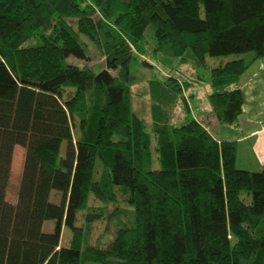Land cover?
<instances>
[{
  "label": "trees",
  "instance_id": "obj_1",
  "mask_svg": "<svg viewBox=\"0 0 264 264\" xmlns=\"http://www.w3.org/2000/svg\"><path fill=\"white\" fill-rule=\"evenodd\" d=\"M150 28L158 50L201 68L249 55L210 67L213 112L235 125L242 78L264 58V0H0V264H264V170L238 168V143L197 120L170 124L189 88L176 76L151 82L153 135L133 108L132 65ZM88 42L104 69L88 65ZM121 190L132 222L106 246L86 243L79 213L91 195L116 202Z\"/></svg>",
  "mask_w": 264,
  "mask_h": 264
},
{
  "label": "rangeland",
  "instance_id": "obj_2",
  "mask_svg": "<svg viewBox=\"0 0 264 264\" xmlns=\"http://www.w3.org/2000/svg\"><path fill=\"white\" fill-rule=\"evenodd\" d=\"M38 42L30 41L28 45L36 44ZM89 43V53L91 62L89 66L96 71H100L106 67L105 61L96 49V47ZM145 51L143 53L136 51L137 59L132 65V71L136 75V81L132 85V100L134 110L141 115L146 121V127L149 133H153L152 120V102H151V82L165 81L170 76H176L183 82L189 84V88L185 87L183 93L185 100L179 102L173 111L170 124L174 127L182 126L189 120H197L203 124L210 131L212 130L217 138L222 137V133L218 127L213 128V123L210 120L201 118L196 111L203 116L210 118L212 121H217L218 125L221 123L216 120L217 117L213 112L209 101V95L212 92L210 83V67H215L234 59L243 57L248 58L249 55H228L219 57H209V68H201L196 66L193 62H183L180 58L172 57L166 52L160 51L157 48V40L155 38L152 28L147 31L146 39L144 41ZM70 62H76L71 58ZM192 84V85H191ZM191 85V86H190ZM189 89V93H188ZM74 89L68 88L67 93L71 94ZM195 96V97H191ZM193 100V101H192ZM202 110V113L201 111ZM153 135V134H152ZM156 143L154 139V144ZM65 144L62 153L64 154ZM25 148L17 146L15 148L14 160L12 166V173L10 184L7 192V198L11 203H16L18 198V191L21 183V177L25 160ZM154 158L156 162L154 167H159L157 160L158 153L154 151ZM244 165H240L242 168ZM245 168V167H244ZM120 188V187H118ZM127 194L124 191H119V198L116 202H102L94 195H91L88 203V208L79 213L78 225L84 228V233L88 237L86 243L92 245L106 246L114 239L118 229L121 226L130 224L134 218L133 207L126 200ZM63 196L61 193L54 191L51 195V201L55 204L62 203ZM99 217L91 224H88L87 217ZM57 221L48 220L44 224L43 230L46 233H52L56 230ZM72 230L66 226L63 228L62 245L70 246L72 241Z\"/></svg>",
  "mask_w": 264,
  "mask_h": 264
},
{
  "label": "crops",
  "instance_id": "obj_3",
  "mask_svg": "<svg viewBox=\"0 0 264 264\" xmlns=\"http://www.w3.org/2000/svg\"><path fill=\"white\" fill-rule=\"evenodd\" d=\"M241 87L245 104L243 114L235 125H218L217 121H212L203 116L202 110H200L202 114L197 111L196 113L199 117L202 116L201 118L204 120H210L213 123V128L218 127L220 129L222 137L225 139L220 138V140L238 143V168L251 172H261L264 170V58L255 62L245 73ZM241 164L244 165L242 168L240 167Z\"/></svg>",
  "mask_w": 264,
  "mask_h": 264
}]
</instances>
